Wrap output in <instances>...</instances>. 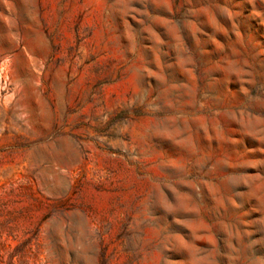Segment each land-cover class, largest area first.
I'll return each mask as SVG.
<instances>
[{"label": "rangeland", "instance_id": "374dc122", "mask_svg": "<svg viewBox=\"0 0 264 264\" xmlns=\"http://www.w3.org/2000/svg\"><path fill=\"white\" fill-rule=\"evenodd\" d=\"M0 264H264V0H0Z\"/></svg>", "mask_w": 264, "mask_h": 264}]
</instances>
